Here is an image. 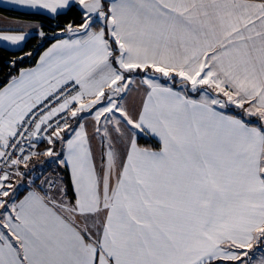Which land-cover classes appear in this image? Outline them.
<instances>
[{
	"label": "snow or ice",
	"instance_id": "obj_1",
	"mask_svg": "<svg viewBox=\"0 0 264 264\" xmlns=\"http://www.w3.org/2000/svg\"><path fill=\"white\" fill-rule=\"evenodd\" d=\"M3 2L0 264H264V0Z\"/></svg>",
	"mask_w": 264,
	"mask_h": 264
},
{
	"label": "trees",
	"instance_id": "obj_2",
	"mask_svg": "<svg viewBox=\"0 0 264 264\" xmlns=\"http://www.w3.org/2000/svg\"><path fill=\"white\" fill-rule=\"evenodd\" d=\"M0 12L6 15H10V16H16L19 18H25V19H33V20H38L42 23L44 30L46 32H49V34H51V30L57 25H61L63 26V24L67 23L69 20H76L77 22L79 21V14L78 12L73 9L71 12H69L66 16L65 15H61L58 18H51L50 16L46 15V14H39L37 12H26V11H18L15 9H11V8H7V7H1L0 6ZM39 38L38 36H36L35 34L32 35L26 42L25 45H23L24 50H28V49H32L34 46H36L38 44ZM48 45L45 44L43 47H41L39 49V51H43L44 47H47ZM22 55V53L18 50V49H9L3 46H0V68L3 67L4 62L8 61L12 58H14L15 56H19ZM34 64V61L32 62H26L25 64L21 65L24 67L27 66H32ZM6 71V69H5ZM3 76H4V72H0V80H3ZM154 141L151 140V138H141L140 139V143L141 144H145V143H153ZM46 147V142L41 143L38 148L40 150H43ZM47 159L45 158H41V162H46ZM53 172L55 174H57V172L63 176L65 183H67L69 185V194L72 195L71 193V185L69 182V176L67 173L66 169H57L56 166H48L46 171H44V174L46 172ZM43 174H41L40 177H42Z\"/></svg>",
	"mask_w": 264,
	"mask_h": 264
},
{
	"label": "crops",
	"instance_id": "obj_3",
	"mask_svg": "<svg viewBox=\"0 0 264 264\" xmlns=\"http://www.w3.org/2000/svg\"><path fill=\"white\" fill-rule=\"evenodd\" d=\"M0 6L1 7L11 8V9H15V10H18V11L35 12L34 10H28V9L20 8V7L16 6V5H13V4L5 3V2H3V0H0ZM35 25H42V23L40 21H38V20L19 18V17H16V16L6 15V14H3V13L0 12V28H16V27H20V28H23L25 31H28L32 35H34L35 32H36ZM32 35H30L29 38ZM3 47L9 48V49H14V50L16 49V48H13L11 46H3ZM139 100H140V95L138 93H133L129 97L128 102L130 104H137L138 105L139 104ZM88 130H89V133L91 135V133H92L91 124L88 125ZM92 145H93L94 156L96 157L97 162H99L100 153L102 151L101 146H100V144H99V142L97 140H93L92 141ZM40 162L41 161H33L32 162L31 176L27 177V178L39 177L40 179L36 180V184H39L40 180L43 179L47 175V174H44V173L41 172L43 175H42V177H40L39 175L36 174V172L39 170V166L42 165ZM43 163H44V161H43ZM52 166H54V165L52 164ZM69 196H71V194H69Z\"/></svg>",
	"mask_w": 264,
	"mask_h": 264
},
{
	"label": "rangeland",
	"instance_id": "obj_4",
	"mask_svg": "<svg viewBox=\"0 0 264 264\" xmlns=\"http://www.w3.org/2000/svg\"><path fill=\"white\" fill-rule=\"evenodd\" d=\"M42 165L39 166V170L36 172L37 175L41 176L42 173H44V171H46L48 166H52L51 160L47 159L46 162H40ZM54 165V164H53ZM42 172V173H41ZM35 174V173H34ZM45 174H47L46 176H50V175H56L53 172H46Z\"/></svg>",
	"mask_w": 264,
	"mask_h": 264
},
{
	"label": "built area",
	"instance_id": "obj_5",
	"mask_svg": "<svg viewBox=\"0 0 264 264\" xmlns=\"http://www.w3.org/2000/svg\"><path fill=\"white\" fill-rule=\"evenodd\" d=\"M41 143H43V141H41V142L38 144V146H39Z\"/></svg>",
	"mask_w": 264,
	"mask_h": 264
}]
</instances>
